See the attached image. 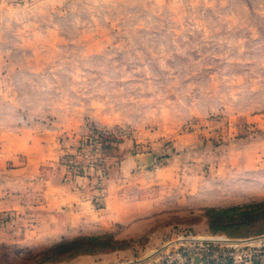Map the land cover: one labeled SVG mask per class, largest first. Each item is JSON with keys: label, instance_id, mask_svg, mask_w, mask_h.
Instances as JSON below:
<instances>
[{"label": "rangeland", "instance_id": "rangeland-1", "mask_svg": "<svg viewBox=\"0 0 264 264\" xmlns=\"http://www.w3.org/2000/svg\"><path fill=\"white\" fill-rule=\"evenodd\" d=\"M263 201L264 0H0V264L238 254Z\"/></svg>", "mask_w": 264, "mask_h": 264}, {"label": "built area", "instance_id": "built-area-1", "mask_svg": "<svg viewBox=\"0 0 264 264\" xmlns=\"http://www.w3.org/2000/svg\"><path fill=\"white\" fill-rule=\"evenodd\" d=\"M181 238L176 250L165 253L153 264H237L238 260L239 264H244L247 261L252 263L261 255V248L258 246L250 245L251 247H246L237 254L227 247L200 242L193 235Z\"/></svg>", "mask_w": 264, "mask_h": 264}, {"label": "trees", "instance_id": "trees-1", "mask_svg": "<svg viewBox=\"0 0 264 264\" xmlns=\"http://www.w3.org/2000/svg\"><path fill=\"white\" fill-rule=\"evenodd\" d=\"M263 213L264 201L222 210H210L208 216L211 220L215 219V222L216 220L222 222L236 220L234 219L235 217L237 218L236 221H233L235 225H244L247 221L262 216ZM105 239V237L99 236H84L72 241H64L51 248L50 253L58 256V259H61L63 258L62 256L69 257L80 254L96 253L99 251L114 250L115 245L107 243L104 241ZM97 247H99V249H97Z\"/></svg>", "mask_w": 264, "mask_h": 264}, {"label": "crops", "instance_id": "crops-1", "mask_svg": "<svg viewBox=\"0 0 264 264\" xmlns=\"http://www.w3.org/2000/svg\"><path fill=\"white\" fill-rule=\"evenodd\" d=\"M99 221L100 222L104 221V218L99 219ZM197 237H200L201 240H205V241L215 238L210 236H205V237L197 236ZM253 240L252 242L251 240L248 239L243 240V244L258 246L259 248H261V255L252 263H244V264H264V236L260 238H255ZM164 252L165 249L163 248L161 254H164ZM161 254H158L155 257H152V255H141L139 257H135L134 255H132L131 257V256H127L128 255L127 252L117 251L110 254L99 255L93 259L91 257L84 256L78 258L77 261L63 263V264H153L158 260H160V258L162 257Z\"/></svg>", "mask_w": 264, "mask_h": 264}, {"label": "bare ground", "instance_id": "bare-ground-1", "mask_svg": "<svg viewBox=\"0 0 264 264\" xmlns=\"http://www.w3.org/2000/svg\"><path fill=\"white\" fill-rule=\"evenodd\" d=\"M217 239V238H216ZM200 240V239H199Z\"/></svg>", "mask_w": 264, "mask_h": 264}]
</instances>
